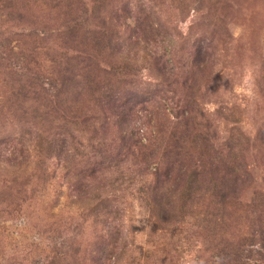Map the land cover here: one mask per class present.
<instances>
[{"label": "rangeland", "instance_id": "obj_1", "mask_svg": "<svg viewBox=\"0 0 264 264\" xmlns=\"http://www.w3.org/2000/svg\"><path fill=\"white\" fill-rule=\"evenodd\" d=\"M194 142L240 177L220 235L211 194L180 209ZM260 218L264 0H0V264H229Z\"/></svg>", "mask_w": 264, "mask_h": 264}, {"label": "trees", "instance_id": "obj_2", "mask_svg": "<svg viewBox=\"0 0 264 264\" xmlns=\"http://www.w3.org/2000/svg\"><path fill=\"white\" fill-rule=\"evenodd\" d=\"M184 125H186V123ZM185 127L187 128V126ZM185 132H187V129ZM184 134L185 133H182L181 135L182 139L184 138ZM176 137L177 135L173 134V137H171L166 145V150H169V153H173L175 149L179 148L186 154L187 149L181 141L175 139ZM195 146L201 150L202 154L199 159L192 162L193 166L185 171V177L183 178L185 186L182 189L179 201L181 203L180 209H184L187 200L200 191L204 190L208 195L211 194L214 198L213 202L215 203V207L206 211V217L204 219H206L205 221H207V223L205 228L209 230V232L214 231V234L220 235L219 233H221L223 226L218 223V219L223 218L222 212H224L225 205L229 203L233 204V202L237 200V196H239L237 192V183L240 177L231 161L226 160V158L218 157L220 155L218 152H212L214 148L209 145L200 147L197 143H195ZM49 147L51 150L52 145L50 144ZM176 155L180 156L178 153H176ZM232 156V158H235L233 160V163H235L237 156L233 154ZM168 172L170 173L171 169H169ZM168 172H166V177L169 176ZM170 179L171 178H167V180ZM121 181L125 180L121 179ZM157 189L158 187L153 188V199L146 198L148 200V207L155 213L154 215H156V219L159 223L169 225L172 223L173 219L171 212L175 204L174 195L168 191L159 193ZM140 193L147 194V191L142 189ZM257 226L259 227L258 233L256 235L253 234L251 239L237 242L238 245L235 244L236 242L227 240L221 236L218 245L222 246V248H220L221 250H219L222 259H229V264H264V220L260 218L257 221ZM119 237L120 234L115 232L110 242L114 247L113 249L117 247ZM190 241V239H187V243ZM181 246V244H177V246L175 245V247L171 248V252L175 254L177 261L180 260L184 253ZM245 246L246 248H244ZM171 252H169V254H171ZM111 255L112 251L110 252V256Z\"/></svg>", "mask_w": 264, "mask_h": 264}]
</instances>
